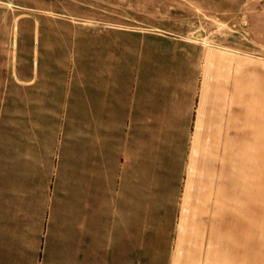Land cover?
<instances>
[{
  "label": "crops",
  "instance_id": "0c3cea01",
  "mask_svg": "<svg viewBox=\"0 0 264 264\" xmlns=\"http://www.w3.org/2000/svg\"><path fill=\"white\" fill-rule=\"evenodd\" d=\"M145 35L123 63L102 27L69 81L35 44L34 77L0 81V264H264V55ZM169 184L176 255L139 258V186Z\"/></svg>",
  "mask_w": 264,
  "mask_h": 264
},
{
  "label": "rangeland",
  "instance_id": "374dc122",
  "mask_svg": "<svg viewBox=\"0 0 264 264\" xmlns=\"http://www.w3.org/2000/svg\"><path fill=\"white\" fill-rule=\"evenodd\" d=\"M7 27L10 48L19 53L9 57L16 67L11 71L3 70L0 55V81L34 77L27 52L35 44L40 69L57 64L56 70L42 71L43 78L80 80L82 63L97 62L102 27L120 33L123 63L130 48L143 47L146 32L154 36L148 41L170 48L178 42L191 58L198 57L193 54L199 47L210 46L244 50L251 59L264 55V0H0V36ZM176 195L172 184L148 191L139 186V258L175 257ZM165 233L168 247L161 244Z\"/></svg>",
  "mask_w": 264,
  "mask_h": 264
}]
</instances>
